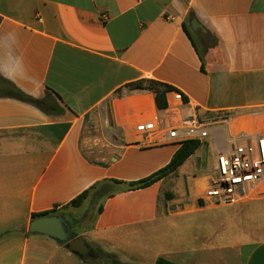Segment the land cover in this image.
Returning a JSON list of instances; mask_svg holds the SVG:
<instances>
[{
  "label": "crops",
  "instance_id": "crops-1",
  "mask_svg": "<svg viewBox=\"0 0 264 264\" xmlns=\"http://www.w3.org/2000/svg\"><path fill=\"white\" fill-rule=\"evenodd\" d=\"M144 79L170 86L168 102L181 92L182 117H214L210 136L185 162L214 169L235 137L252 143L264 135V0H0V264H106L99 253L121 264H201L200 252L229 264L228 249L238 264H264V232L228 246L202 214L237 207L257 215L264 183L245 202L206 206L198 194L212 176L200 174L183 193L164 191L177 171L140 190L116 185L88 226L84 214L75 217L92 193L152 176L181 147L137 133L166 116L153 93L114 97ZM92 130L101 132L94 142ZM95 145L116 156L92 160L87 147ZM89 190L80 207L70 206ZM52 210L96 259L30 233L32 216Z\"/></svg>",
  "mask_w": 264,
  "mask_h": 264
},
{
  "label": "built area",
  "instance_id": "built-area-1",
  "mask_svg": "<svg viewBox=\"0 0 264 264\" xmlns=\"http://www.w3.org/2000/svg\"><path fill=\"white\" fill-rule=\"evenodd\" d=\"M185 102L183 94L175 91L172 101H167L166 116L139 124L137 133L151 138L160 136L158 140L178 145L205 140L210 136L213 120L201 118L199 114L182 117L180 108ZM242 141L244 145H239ZM247 141V135H239L232 140L227 153L218 154L215 176L198 194L199 203L236 205L250 200L255 189L264 183V135L256 136L252 143Z\"/></svg>",
  "mask_w": 264,
  "mask_h": 264
},
{
  "label": "rangeland",
  "instance_id": "rangeland-1",
  "mask_svg": "<svg viewBox=\"0 0 264 264\" xmlns=\"http://www.w3.org/2000/svg\"><path fill=\"white\" fill-rule=\"evenodd\" d=\"M92 132V142H94L95 139H97L98 137L100 138L101 132L98 130H92ZM230 144L232 145V140L230 141ZM239 145H244V142H239ZM87 148H89L87 149L89 155L88 157L94 161L109 159L110 156H116V154H107L110 149L106 147L103 148L104 151H101L102 149L100 147H96V145L93 148H91L90 146H88ZM194 160H191L187 164L183 165L178 170L177 175L171 180L167 181V183L163 187V190H170L173 193H178L180 191L183 193L185 188L186 190H189V188L193 187L194 181L197 182V180L195 179L200 174L207 173L212 177L215 176V172L212 166L209 167L208 164L205 172H202L200 169H197L195 167L196 164ZM192 178H194V180H192ZM116 188L117 186L101 188L96 193H92L93 195L91 196L90 201H88L87 204L80 211H78V214L75 217L79 218L84 214L85 220H83L85 221L87 226L90 225L100 208V204L102 203L103 198L112 193ZM255 206L258 208V210H255V212L258 213L257 215H251L248 211L242 214L240 212V209H236L237 207H228L218 210L205 211L202 214H204L205 217L211 219L209 227V232L211 234H213L214 232H221L223 234L225 232L227 238L225 241L226 245H237L239 243H243L247 239V237L249 239L254 238V236H260V232H264V212L262 211V209L264 208V203L257 204ZM79 223H81V221H74L73 226ZM76 228L77 227L75 226L73 230L76 231ZM225 252L227 254L229 264H238L236 251L234 252L228 249ZM198 255L200 260L202 261L201 264H204V262L213 264L211 261L215 257L213 253L210 254L209 252H200V254ZM221 255H223V252L221 253ZM76 258L79 257L76 256ZM98 260L107 264H114V262L119 263V261L114 260L101 253H99L98 255Z\"/></svg>",
  "mask_w": 264,
  "mask_h": 264
},
{
  "label": "trees",
  "instance_id": "trees-1",
  "mask_svg": "<svg viewBox=\"0 0 264 264\" xmlns=\"http://www.w3.org/2000/svg\"><path fill=\"white\" fill-rule=\"evenodd\" d=\"M172 90L173 89L166 84H163V83H160L154 80L144 79V80H139V81L126 85L124 88L118 90L116 94L114 95V97L119 98V97H122L126 93L151 92L155 95L156 104H157L158 109L165 110L168 105L167 104V94L171 92ZM11 95L15 98H18L21 101L28 102L34 105H40L39 102L25 96L24 94H22L16 89H11ZM199 116L201 118H205V119L207 118L209 120L214 118L213 116H209L207 114H199ZM226 118H227L226 116H223L222 119H226ZM201 145L202 143L200 141L184 142L179 148V150L176 152V154L173 156L171 162L165 168L161 169L160 171L156 172L155 174H153L152 176L144 180H141L139 182H132V183H126V182L113 180L111 181V183H113V185L115 186L124 185L126 187V190L128 191H135V190L147 188L163 180L169 175L176 173L178 169H180L185 164V162L188 161V159H190L195 154V152L201 147ZM90 194H91V190L84 192L82 195H80L75 200H73L70 206L75 207V208L80 207L82 203L84 202V200ZM50 216H57V210L43 212L40 214H34L32 216V219H38V218L50 217ZM114 264H121V263L114 262ZM156 264H174V263L164 258H159L156 261Z\"/></svg>",
  "mask_w": 264,
  "mask_h": 264
},
{
  "label": "water",
  "instance_id": "water-1",
  "mask_svg": "<svg viewBox=\"0 0 264 264\" xmlns=\"http://www.w3.org/2000/svg\"><path fill=\"white\" fill-rule=\"evenodd\" d=\"M194 31L202 30V26L192 21ZM31 234H40L66 246V249L82 260L96 259V254L89 243L72 232L69 223L62 216H50L33 219L29 225Z\"/></svg>",
  "mask_w": 264,
  "mask_h": 264
}]
</instances>
